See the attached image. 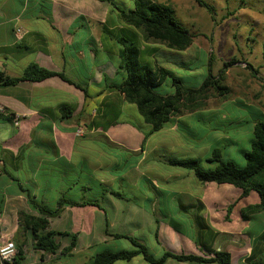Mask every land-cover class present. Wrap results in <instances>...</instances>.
Returning a JSON list of instances; mask_svg holds the SVG:
<instances>
[{"label":"crops","instance_id":"crops-1","mask_svg":"<svg viewBox=\"0 0 264 264\" xmlns=\"http://www.w3.org/2000/svg\"><path fill=\"white\" fill-rule=\"evenodd\" d=\"M86 1L0 0V75L21 77L30 64H37L71 81L54 76L40 82L0 84V229L17 252L24 251L23 264H90L106 250L100 248L113 241H128L118 250L134 248L128 239L113 235H129L144 244L145 233L155 256L169 250L166 244H174L176 253L183 249L184 254L202 256L207 250L226 251L233 264H259L264 232L250 238L243 226L251 220L244 219V212L260 203L258 194L243 198L241 189L202 183L193 171L170 165L172 159L203 161L204 157L207 162L219 149L197 153L180 134L181 126L190 133L194 118L203 112L174 118L153 132L137 106L115 87L126 77L119 70L117 39L137 32L122 22L107 0ZM112 1L130 9L135 0ZM97 3L108 6L101 9ZM139 40L146 60L153 64L157 60L177 76L171 64L190 58L184 56L186 52H173L177 61L165 62L159 56L167 52L164 46ZM209 119L212 116L202 121ZM205 130L219 140L216 129ZM222 131L229 140V127ZM157 135L162 139L155 145ZM178 152L192 156L178 157ZM21 188L50 208L63 198L90 203L65 205L60 216L50 218V230L61 246L56 254L35 250L31 231L20 228L19 212L38 215ZM137 192L141 199L134 195ZM175 216L192 222L193 232L176 231L171 225ZM74 235L75 249L62 253ZM116 264L148 263L138 256Z\"/></svg>","mask_w":264,"mask_h":264},{"label":"trees","instance_id":"trees-1","mask_svg":"<svg viewBox=\"0 0 264 264\" xmlns=\"http://www.w3.org/2000/svg\"><path fill=\"white\" fill-rule=\"evenodd\" d=\"M118 11L122 22L133 28L137 33L134 37L122 36L117 39L119 52V70L126 74L122 83L116 85V89L124 94L125 99L135 104L147 124L153 126V132L161 130L172 119L193 114L198 111H206L209 108V101L213 97L227 99L229 90L223 85L226 76V69L220 71L216 77L209 67L208 74L202 85L198 87L187 86L183 79L156 60L153 64L145 59V53L141 48V40L146 43L160 44L167 49V52H160L159 56L163 61L175 62L174 53L186 52L194 43L195 36L178 19L171 5L157 3L152 0H135L133 8H123L112 0H107ZM200 6L210 13L213 9L204 0H195ZM236 59L233 62L236 63ZM183 67L188 68L189 63L183 62ZM233 64H225L229 67ZM250 69L252 65L247 64ZM258 73V72H255ZM54 76L70 82L62 73L53 72L30 64L21 77H8L0 75V84L17 85L22 82H40ZM171 79L173 91L171 93H160L166 80ZM3 114L0 112V119ZM254 125V139L249 151L244 154L245 164L238 165L236 162L226 160L220 149H215L211 158L207 160L210 164L206 167L200 159H172L170 165L182 167L195 173L202 183H215L218 185H229L242 190V197H248L256 192L260 203L251 206L244 212V219L249 221L251 216L257 213L264 214V116L257 115ZM10 120L15 116L10 115ZM25 193L31 209L38 215L19 212L18 222L21 229L31 231L34 242V249L44 254L54 255L60 251L61 246L57 243L56 233L50 230V218L58 217L65 205L83 206L90 203H75L65 198L60 199L56 208L38 202L31 191L21 188ZM96 206L101 207L95 202ZM173 228L182 233L181 226L172 221ZM60 235L67 236L63 233ZM71 245L62 250V253H71L76 247V236H72ZM117 239H128L134 246L132 250H110L106 249L96 254L90 264H116L117 262H128L135 257L142 256L148 264H166L173 259L178 262H195L199 264H233L232 257L226 251H210L205 254H178L172 251H165L161 256L153 255L147 246L129 235L115 234ZM264 242V234L260 237ZM44 254L42 258L44 257ZM25 253L22 248L16 254L12 264H23ZM259 264H264V256Z\"/></svg>","mask_w":264,"mask_h":264},{"label":"rangeland","instance_id":"rangeland-1","mask_svg":"<svg viewBox=\"0 0 264 264\" xmlns=\"http://www.w3.org/2000/svg\"><path fill=\"white\" fill-rule=\"evenodd\" d=\"M152 1L171 5L178 19L195 36L193 45L186 53H183L185 57L186 55L190 57L186 58L189 67H183L182 58L176 60L175 65L171 64L170 66L183 79L185 85L192 87L202 85L209 67L216 77L221 70L226 69L223 85L227 86L230 92L228 98H211L208 110H212L214 113L208 114L205 113L206 111H202L203 115H197L193 120V129L190 133L184 130V126V129L181 126L182 138L186 145L197 153H201V150L205 152L209 148L211 151L218 147L226 160L243 166L245 164L244 154L250 150L254 139L256 116L259 114L264 116V0H204L213 9L212 13L195 0ZM86 2L89 3L91 0ZM97 4L101 9L108 6L107 3ZM235 59L236 63L233 62ZM226 63L233 65L225 67ZM247 64L252 65L253 68L250 69ZM173 89L172 81L168 79L159 92L171 93ZM206 116H212V119L202 121ZM223 116L229 117V119L221 121L220 118ZM223 126H228L230 129L229 140L225 138V132L222 131ZM207 128L216 129L215 134H218L216 137L219 140L207 135L205 130ZM157 136L152 141L155 145L159 144L162 139L161 135ZM180 155L181 153L177 156H192L191 154ZM193 156L200 158L196 154ZM201 159H203L204 165H209L204 160L206 158ZM154 178L160 180L161 176L155 173ZM134 195L141 199L140 193L137 192ZM183 216L187 215L183 214ZM178 217L175 216L173 221L181 226L183 232H193L192 222L183 221ZM180 217L182 218V216ZM232 223L237 224L235 221ZM243 226L244 228L248 227L246 230L249 231L250 238L253 235H261L264 232V214L253 216L249 222L243 223ZM117 231H120L119 227H117ZM145 239L144 244L148 245L147 248L153 249V242L147 238V233H145ZM127 244L128 241H113L109 246L101 247L99 251L101 249L118 250L125 248ZM166 247H168V251L175 252L174 244H166L165 249ZM176 251H178L177 253H186V250L183 249ZM167 264L199 263L178 262L170 259Z\"/></svg>","mask_w":264,"mask_h":264},{"label":"built area","instance_id":"built-area-1","mask_svg":"<svg viewBox=\"0 0 264 264\" xmlns=\"http://www.w3.org/2000/svg\"><path fill=\"white\" fill-rule=\"evenodd\" d=\"M16 120V119H15ZM79 130V133H82ZM17 254L15 243L0 229V260L1 264H12Z\"/></svg>","mask_w":264,"mask_h":264}]
</instances>
